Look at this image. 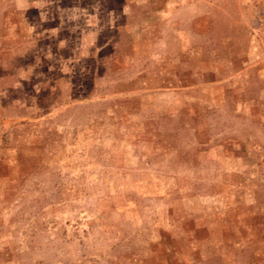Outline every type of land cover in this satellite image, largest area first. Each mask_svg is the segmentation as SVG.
Segmentation results:
<instances>
[{
	"label": "rangeland",
	"instance_id": "obj_1",
	"mask_svg": "<svg viewBox=\"0 0 264 264\" xmlns=\"http://www.w3.org/2000/svg\"><path fill=\"white\" fill-rule=\"evenodd\" d=\"M2 153L0 264H264V0H0Z\"/></svg>",
	"mask_w": 264,
	"mask_h": 264
},
{
	"label": "trees",
	"instance_id": "obj_2",
	"mask_svg": "<svg viewBox=\"0 0 264 264\" xmlns=\"http://www.w3.org/2000/svg\"><path fill=\"white\" fill-rule=\"evenodd\" d=\"M113 47H114V44H113ZM51 86H52V84H51ZM72 98L74 99V94H72ZM51 122H52L51 120L47 121V124H50ZM47 129L49 130V134H47V136L45 138V142L48 145V147L52 148L55 145V143L57 142V139L55 136H53L50 133V132H52V130L48 127H47ZM90 130L94 131L93 129H90ZM81 131H84V130L83 129H76V132L71 136V138L73 139L74 145L71 148V150H67L66 156H64L62 158L63 161L65 162V164L68 166H70L72 164H77L80 161V159L84 158V156L86 158V155L81 156L79 154L80 150L83 151L85 148V146H84L85 142L83 140V134L78 135V133H80ZM249 136H251V134L248 135L247 138L244 139V146H248V142L250 140ZM9 146H10L11 150H13V151H17L19 149V147L17 145H15V146L9 145ZM5 153L0 154V167L2 170L1 174H3L5 172L3 170H5V169L7 170L11 165V162H10V160L8 162V160H7L8 156L6 157ZM1 155H3V156H1ZM16 155H17V153H16ZM251 218L253 219V220L252 219L251 220L254 221L257 225V222L260 219V216L251 217ZM255 228L258 229V226H256ZM259 232H261V230H258L255 233H251V235H250L251 239L254 238V240H252L253 242L258 241V237L260 236ZM249 242H251V241L249 240V241H246L245 243H249ZM158 243H160L161 246L155 247L154 249H152L153 254L157 252L156 254L159 255L158 262H161L163 264H186L187 263L184 260V258H185L184 252H183L180 244L176 245L174 243V241H172L166 235L161 236L160 239H156L155 244H158ZM167 261L168 262L170 261V263H167ZM252 264H256V263H252Z\"/></svg>",
	"mask_w": 264,
	"mask_h": 264
},
{
	"label": "crops",
	"instance_id": "obj_3",
	"mask_svg": "<svg viewBox=\"0 0 264 264\" xmlns=\"http://www.w3.org/2000/svg\"><path fill=\"white\" fill-rule=\"evenodd\" d=\"M257 264V263H256Z\"/></svg>",
	"mask_w": 264,
	"mask_h": 264
}]
</instances>
